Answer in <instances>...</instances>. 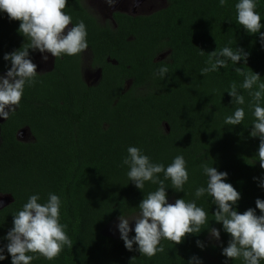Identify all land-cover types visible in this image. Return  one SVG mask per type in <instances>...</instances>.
Wrapping results in <instances>:
<instances>
[{
	"label": "trees",
	"instance_id": "obj_1",
	"mask_svg": "<svg viewBox=\"0 0 264 264\" xmlns=\"http://www.w3.org/2000/svg\"><path fill=\"white\" fill-rule=\"evenodd\" d=\"M238 2L228 0L221 7L219 0H167L166 7L152 14L124 16L128 20L116 29L86 25L92 65L101 69L99 80L85 82L76 62L80 54L63 55L25 88L15 113L0 124V195L14 198L0 210V247L6 257L0 264H12L6 237L14 214L31 195L45 203L49 193L61 198L60 222L67 225L73 247H65L54 260L39 256L31 264H189L194 256L202 264H243L222 254L231 236L214 220L218 206L212 197H195L198 187L207 186L202 170L207 162L227 172L225 182L241 194L234 210L253 208L264 214L255 203L264 200V169L257 157L260 139L250 136L255 117L246 90H240L246 101L244 121L224 123L241 107L232 104L227 92L233 81H243L235 68L253 70L264 82V43L260 33L250 34L238 24ZM256 3L264 24V0ZM66 12L73 24L88 22L80 0H68ZM20 23L0 11V71L11 67L4 56L27 42L18 31ZM225 46L243 48L249 54L247 66L243 60L236 65L229 61L226 69L202 75L208 53ZM33 51L29 49V58ZM162 64L169 70L164 78L156 74ZM24 127L33 136L28 142L16 136ZM130 146L165 167L183 155L189 180L181 192L171 187L170 179L165 181L168 202L195 201L208 213L199 234H189L180 244L161 240L165 252L152 258L141 255L138 245L129 251L121 234L105 231L122 214H138L141 201L159 187L145 182L140 190L129 179V168L121 163ZM211 228L220 230L219 240ZM134 236L135 231L129 233Z\"/></svg>",
	"mask_w": 264,
	"mask_h": 264
},
{
	"label": "clouds",
	"instance_id": "obj_2",
	"mask_svg": "<svg viewBox=\"0 0 264 264\" xmlns=\"http://www.w3.org/2000/svg\"><path fill=\"white\" fill-rule=\"evenodd\" d=\"M119 0H106L109 6ZM228 0H219V5L225 7ZM139 5L140 0H132ZM68 0H0V11L8 14L11 20L20 21L18 31L26 38L23 46L4 56L11 62L6 75H0V117L8 119L19 106L26 87L36 83L37 65L29 58V49L39 50L41 53H51L56 59L63 55H79L88 47V32L83 20L73 25L72 16L67 14ZM237 22L250 34L260 33L264 43V33L261 28V15L256 11V0H239L235 5ZM231 43V42H229ZM204 51L201 50V55ZM249 54L240 47L225 46L208 53L207 67L200 70L206 76L220 68H227L229 61L236 65L241 60L247 66ZM42 59L47 62L48 56ZM166 64L157 70L161 78L168 73ZM235 72L243 77L240 84L233 81L228 94L232 97V104L239 105L233 114L228 115L225 125H240L245 119V96L241 89L246 90L252 98L249 107L253 109L251 137H259L258 161L264 169V82L259 73L248 71L246 67H236ZM128 155L123 158L121 167L127 166V176L135 186L143 190L145 182L158 184L157 190L148 193L139 204V213L132 218L122 214L118 217V228L125 247L133 250L138 245L141 255L149 258L157 253H164L165 248L161 240L167 239L174 244H180L189 234H199L208 222V213L203 207L197 206L195 201L179 198L175 203L168 202L165 184L171 180V187L178 192L184 191V185L189 180V172L183 155H177L167 167L163 163H154L150 157L135 146L127 149ZM203 174L208 178L206 187H198L195 197L199 199L207 193L218 207L214 212V220L222 223L224 230L230 234L228 246L223 248L222 254L232 260L242 259L243 264H261L264 261V214L257 215L256 209L249 208L243 213L233 209L241 198V194L231 184L225 182L227 172H219L207 162L202 165ZM164 179H160V174ZM255 179V178H254ZM264 187V184L260 185ZM38 194L31 195L23 205L22 210L14 214V227L8 232L6 239L7 252L11 255L12 264H31L43 256L47 260H54L65 247L72 249L73 242L67 235V225L60 222L62 201L60 196L49 193L45 203L38 202ZM256 208L264 213V200H256ZM135 220V236L129 238L133 231L130 221ZM210 234L217 240L220 230L210 229ZM197 246L204 245L199 240ZM4 248L0 247V260ZM31 253V254H30ZM135 257H133L134 259ZM189 264H202L197 257H192Z\"/></svg>",
	"mask_w": 264,
	"mask_h": 264
},
{
	"label": "flooded vegetation",
	"instance_id": "obj_3",
	"mask_svg": "<svg viewBox=\"0 0 264 264\" xmlns=\"http://www.w3.org/2000/svg\"><path fill=\"white\" fill-rule=\"evenodd\" d=\"M154 1L158 2V4H156ZM154 1L140 0L139 5L137 6L132 3V0H119V2L115 5L109 6L106 3V0H80V7L83 11V17L85 16V19L88 20V22H84L85 25H97L98 27H111L116 29L118 25H122V22H124L123 19L128 20L127 18L125 19L124 16H145L167 6V0ZM69 27L73 26L70 25ZM33 55L30 57L32 61ZM48 55L50 57L48 58L47 62L42 59L43 54L41 55V63L37 66L38 73H45L53 69L56 58L53 57L51 53H48ZM90 56L91 51L88 48L85 52L81 53L78 58H76V62L79 64L80 72L85 82L87 84H95L101 76V69L92 65ZM92 71L97 73V76H94V80H90ZM6 73L7 72L5 71H0V75H6ZM5 120L6 119L0 117V124ZM22 129L24 130L22 131ZM22 129H20L16 135L19 140L28 142L33 139L32 133L28 127H24Z\"/></svg>",
	"mask_w": 264,
	"mask_h": 264
},
{
	"label": "rangeland",
	"instance_id": "obj_4",
	"mask_svg": "<svg viewBox=\"0 0 264 264\" xmlns=\"http://www.w3.org/2000/svg\"><path fill=\"white\" fill-rule=\"evenodd\" d=\"M154 0H152V2H153ZM156 4H158V2H156V1H154ZM33 63H35L37 66L41 63L40 62V59H41V55L43 54V56L44 55H47L48 56V58L50 57L49 55H48V53H41L38 49L37 50H34L33 51ZM40 56V57H39ZM97 76V73L96 72H94V71H92L91 72V77H90V80H94L95 79V77L94 76ZM135 215H137V214H135ZM129 218H132V217H129ZM118 224H119V220H117V221H115V222H113V223H111L107 228H106V232L109 234V235H113V236H115V235H120L121 233H120V231H119V228H118ZM130 227L133 229V231H134V229H135V220H131L130 221Z\"/></svg>",
	"mask_w": 264,
	"mask_h": 264
},
{
	"label": "water",
	"instance_id": "obj_5",
	"mask_svg": "<svg viewBox=\"0 0 264 264\" xmlns=\"http://www.w3.org/2000/svg\"><path fill=\"white\" fill-rule=\"evenodd\" d=\"M23 130L24 129H22V131ZM13 201H14V198L12 197L11 194H3V195H0V210L3 209V208H5L6 206H8Z\"/></svg>",
	"mask_w": 264,
	"mask_h": 264
}]
</instances>
